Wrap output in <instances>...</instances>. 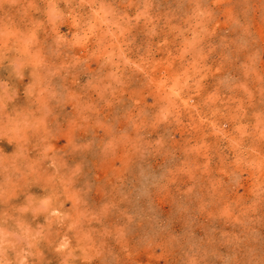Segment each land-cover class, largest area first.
Masks as SVG:
<instances>
[{"label":"rangeland","instance_id":"obj_1","mask_svg":"<svg viewBox=\"0 0 264 264\" xmlns=\"http://www.w3.org/2000/svg\"><path fill=\"white\" fill-rule=\"evenodd\" d=\"M0 264H264V0H0Z\"/></svg>","mask_w":264,"mask_h":264}]
</instances>
